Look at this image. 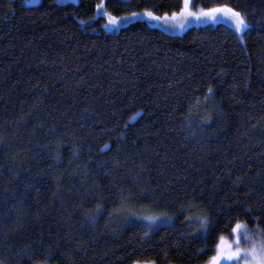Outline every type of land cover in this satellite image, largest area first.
<instances>
[{"label":"trees","instance_id":"obj_1","mask_svg":"<svg viewBox=\"0 0 264 264\" xmlns=\"http://www.w3.org/2000/svg\"><path fill=\"white\" fill-rule=\"evenodd\" d=\"M101 2L0 0V264H206L237 219L264 228V0H193L246 11L243 41L223 25L107 33ZM131 213L171 220L145 235ZM201 214L210 233L187 223Z\"/></svg>","mask_w":264,"mask_h":264},{"label":"snow or ice","instance_id":"obj_2","mask_svg":"<svg viewBox=\"0 0 264 264\" xmlns=\"http://www.w3.org/2000/svg\"><path fill=\"white\" fill-rule=\"evenodd\" d=\"M124 3L127 7H131V5L128 4V0H124ZM194 7L193 0H183L179 11L172 12L170 16L168 13L158 16L151 9L145 8L142 12L129 11L125 15L117 17L104 10L105 6L103 2L95 5L97 11L107 18V23L104 25L105 28L119 27L121 23L135 19L138 16H145L152 20H162L166 24H171L173 27H179L181 29L190 24L193 19L196 21H217L221 18H227L239 39L243 41L247 30L251 27L248 13L244 10H237L236 7H230L225 4L218 7L200 8L195 11L193 10ZM91 19L95 20L96 16H92ZM208 94L214 95L212 88L208 89ZM207 98L208 97L206 96L205 99ZM108 147V145H104V148ZM142 191L149 193L150 189L146 185ZM146 198L152 197L148 196ZM237 208L243 210L245 214H251V208H245L244 204H238ZM183 210H187V208ZM101 214L102 208L100 205H97L93 219ZM261 215L264 216V212H262ZM132 218L144 222L142 224V229L147 230L145 231V235H147L148 232L153 231L154 228L159 227L160 224L168 223L171 220V217L169 216H140L137 213H131L124 217L125 220ZM233 219H235V217L230 215L227 217L228 221ZM186 220L187 223L193 227V231L196 234L201 232L210 233V229L214 224V221H212L209 215L206 214L197 215L195 217H186ZM231 233L234 237L231 243L226 241L223 236L219 237V240L214 247V254L210 256L206 261V264H264V228H261L258 223L255 224L254 228H249L247 224L237 219L236 222L231 225ZM256 237H259V239ZM187 238L192 239L193 237L189 236ZM204 238V236H201V239ZM242 240L245 242L243 246L241 243ZM204 251V249H198L197 253L199 255ZM136 264H140V262L137 261ZM145 264H149V262H145Z\"/></svg>","mask_w":264,"mask_h":264},{"label":"rangeland","instance_id":"obj_3","mask_svg":"<svg viewBox=\"0 0 264 264\" xmlns=\"http://www.w3.org/2000/svg\"><path fill=\"white\" fill-rule=\"evenodd\" d=\"M27 5L29 6H36V5H39L42 3L43 0H25ZM107 1L108 0H102V2L104 3V10H107ZM124 1V0H122ZM130 0H128L129 2ZM101 2V3H102ZM57 3L58 4H68V3H72V4H78L79 3V0H57ZM194 10V9H193ZM195 11V10H194ZM97 18H105L106 19V23H107V18L105 16H103L100 12L97 11ZM158 15V14H156ZM171 15V14H170ZM169 15V16H170ZM158 16H162V15H158ZM138 21H142V22H145L147 23L150 27L152 28H155V29H158L168 35H171V36H183L184 34H186L190 29H199V28H204V27H218V26H226L230 29H232L234 32V28L232 27L230 21L227 19V18H221L217 21H211V20H202V21H196L195 19L192 20V22L190 24H188L185 28L181 29L179 27H173L171 24H166L164 21L162 20H152L150 18H147L145 16H138L136 17L135 19H132V20H129V21H125L123 23L120 24L119 27H109V28H105L104 27V30L107 32V33H117L120 29L124 28V27H127L129 26L130 24L134 23V22H138ZM250 29V28H249ZM248 29V30H249ZM247 30V32H248ZM146 216H149V215H146ZM137 222H140V223H144L138 219H136ZM170 222L168 223H164V224H160L159 227H156L154 228V230L164 226V225H168ZM257 239H259V237H256ZM226 241L228 242H232L234 237L232 235V233L224 238ZM242 246L244 245V241L242 240Z\"/></svg>","mask_w":264,"mask_h":264},{"label":"water","instance_id":"obj_4","mask_svg":"<svg viewBox=\"0 0 264 264\" xmlns=\"http://www.w3.org/2000/svg\"><path fill=\"white\" fill-rule=\"evenodd\" d=\"M136 120V118L133 120V122Z\"/></svg>","mask_w":264,"mask_h":264}]
</instances>
